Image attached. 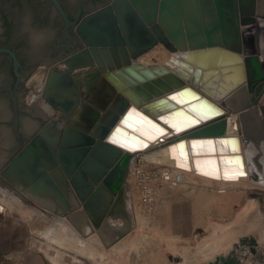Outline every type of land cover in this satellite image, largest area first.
Here are the masks:
<instances>
[{
  "label": "water",
  "instance_id": "1",
  "mask_svg": "<svg viewBox=\"0 0 264 264\" xmlns=\"http://www.w3.org/2000/svg\"><path fill=\"white\" fill-rule=\"evenodd\" d=\"M52 1L68 29L75 21L59 0ZM259 13L258 0H111L85 14L75 26L84 47L61 60L63 71L52 73L45 85L46 97L63 117L51 118L11 158L4 150L8 136L0 131V178L52 216L70 219L82 232L84 224H89L88 233L97 230L106 246H112L132 227L121 226L111 240L104 237L111 199L106 202L97 192L90 194L91 179L100 180L94 171L106 170L104 163L135 159L134 151L147 146L148 138L137 131L144 120L158 131L152 139L163 141L182 128L169 131L173 127L159 120L180 112L196 118L193 126L201 116L192 106L206 102L212 109L204 118L209 122L182 138L171 139V145L186 147L188 160L190 154L193 162L211 158L216 173L222 171L223 158H230L237 163L238 173L247 175L248 166L253 181L264 185V160H259L264 153L258 151L253 157L252 168L245 137L250 129L246 118L251 117L260 129L264 146V118L258 102L264 92V61L254 35ZM160 44L173 54L171 60L177 67L141 61L142 55ZM95 81L102 84L98 90L94 88L96 97L91 99L89 92ZM115 85L123 92H118ZM259 85L262 93L253 100ZM222 89L218 94L222 105L237 113L234 125L238 135L228 134L227 118L222 116L225 110L199 91L213 97ZM164 91L169 93L163 100L145 103L153 94ZM51 93L60 94V99L48 96ZM174 95L187 97L182 101L185 107H173L168 100H175ZM163 101L166 103L159 107ZM38 108L46 114L51 112L45 102ZM152 108L161 113H148ZM129 116L135 118V127L126 122ZM117 132L120 139L114 138ZM121 139L128 142H119ZM194 141L227 143H217L215 151L208 145L211 150L204 151V146H194ZM128 147L132 149H124ZM248 201L252 206L230 226L237 230L230 247L204 263L190 264L264 263V191H250L246 204ZM168 257L178 263L185 260L183 255L172 253ZM65 259L83 264L69 254Z\"/></svg>",
  "mask_w": 264,
  "mask_h": 264
},
{
  "label": "flooded vegetation",
  "instance_id": "2",
  "mask_svg": "<svg viewBox=\"0 0 264 264\" xmlns=\"http://www.w3.org/2000/svg\"><path fill=\"white\" fill-rule=\"evenodd\" d=\"M59 1L69 18L75 21L68 29L52 0H0V131L8 136V144L4 147L7 158L17 154L51 118L63 117L62 111L55 110L45 95L47 79L52 73L63 71L61 60L84 47L75 30L77 22L111 0ZM255 41L258 47V40ZM77 75L80 76L81 72ZM39 89L42 94L41 91L39 95L34 93ZM261 91L262 86H257L252 99H258ZM48 96L56 100L61 97L52 93ZM43 102L49 104L50 113L38 108ZM246 119L249 128L260 133L254 120L251 117ZM134 161L130 159L112 165L104 163L106 170L94 171L100 180L90 178L93 181L90 194L97 192L106 202L111 199V217L116 214L121 218L128 210L131 200L129 178L133 175ZM128 212L131 216V211Z\"/></svg>",
  "mask_w": 264,
  "mask_h": 264
},
{
  "label": "rangeland",
  "instance_id": "3",
  "mask_svg": "<svg viewBox=\"0 0 264 264\" xmlns=\"http://www.w3.org/2000/svg\"><path fill=\"white\" fill-rule=\"evenodd\" d=\"M259 9L261 15L257 19V24L254 29V35L256 40H258V48L264 60V0H262L259 3ZM143 58L148 62L163 63L164 60L168 58V53L165 52L163 46L160 44L155 48H153L152 50H150L149 52H147L146 54H144ZM245 137H246V143L248 149L247 151L250 155V160L252 163L251 167L254 168L253 157L257 156L258 151L260 152L263 151L264 153V146L261 138L262 136L257 131H253L252 129H249L248 134ZM263 155L264 154H261L259 156V160L261 161L264 160ZM141 166H142V156L137 155L134 161L133 175L129 178V183L131 186L130 190H131L132 203L134 206V210L136 209V206H144L146 209L145 211L144 209L142 211L144 213H149V212L152 213L153 216L151 215L152 216L151 218L153 220L155 219L156 220L155 221L151 220V222L147 224L148 227L146 224H143L142 227L140 226L141 225L140 223L135 224L131 228V230L126 234V236H123V239H125V243H128V245H130L131 243H134L132 242L133 239L134 240L137 239L134 233L136 234L140 231L141 234L142 232H147L150 234V236L147 239L149 245L147 243V245L144 247L146 250L143 248L141 256H138L140 259L138 258V260H132L131 264H140V263L159 264L161 262V259H164L165 261L169 262L170 258L168 257V254L171 252L169 250L170 248H172L173 255L175 256L181 255L180 254L181 252H179L178 248L193 245L197 241V239H199L200 236H202L204 233L207 232L210 224L213 223L214 220L222 221V222H230L235 217V213L237 210L241 209L244 206L246 207L247 194L250 191L253 190L264 191V185L258 184L257 182H254V185L251 186L250 185L245 186L244 184L243 186H240L239 189L237 190V194H236L237 196H235V198L232 200L229 199V201H227L226 203L224 202L223 199V197L225 198V196H216V197L210 196L207 192L205 193V191H201V190L193 191L194 193L191 191L192 193L189 192L188 194L182 191H175L173 188L168 187V185L164 183L163 180H161L163 174L160 172L158 168H152L150 170L151 172L147 173L146 171L142 172V170H140ZM4 183L5 184L3 185L5 186V188H2V186L0 185V188L4 189L2 190V192L0 191V195L2 194L3 197L11 198L14 197L12 196V194L14 193L19 197H22L21 193L17 191L14 187L9 186L6 182ZM147 187H150L153 193L152 202L150 203H147L145 201V190ZM158 189L162 192H160ZM159 192L161 194H159ZM158 196L160 197L158 198ZM162 201L164 202L163 206L160 204ZM26 202L27 204L31 202L35 206H38L37 203H35L34 201L27 200ZM168 202L170 203L168 204ZM187 202L189 203V205ZM27 204L25 205L23 199H21L17 201L15 200L14 206L21 208V210L25 212L30 210ZM159 204L163 208L161 206L159 207L158 206ZM160 208H162L163 211ZM27 213H31V216L35 217L36 221L39 222L41 226V228L39 229L40 232L46 231L47 229L50 228L49 225H52V223L57 221L58 225L56 227L58 228L60 237L61 238L64 237L67 242L70 241V246L68 247L67 251L65 250V253L72 256L73 259H78L83 264H93V258L91 257L90 254L91 252L93 253L94 256L97 257L96 262L94 264H108L109 252L110 251L112 252L111 253L112 256L114 255V252L116 253V255L118 253V249H116L115 244H113L112 246H106V244L100 238L97 230H95L92 233H88L90 227L89 224H84L83 232L85 233H83L79 229V227L76 226L70 219L59 218L61 219V221H59L56 220V217H52V219L49 220L47 219L46 216L40 215V212L37 210L35 211L30 210ZM115 219L116 218H114V222L116 224L120 222L122 223L121 218L117 217V219L116 220ZM144 225L146 226L144 227ZM142 228L144 229V231H142L143 230ZM151 228H153L157 232L154 231L153 229L152 231ZM136 229L137 230L139 229V231H137ZM39 230L37 228V231ZM160 231H163L165 234L164 238L162 237L161 239L159 237V240L164 239L163 243L158 241L157 240L158 238L156 237V235H154V233L157 234L160 233ZM140 233L138 234L140 235ZM132 234L134 235L135 238L133 237ZM154 236L156 240L154 239ZM169 237H171L173 240L170 239ZM169 239L171 241H169ZM129 240L131 243H129ZM47 241L48 238L43 233V238H41L39 242L46 243ZM168 241L170 243L167 244ZM172 241L175 242L173 243ZM171 242L173 245L171 244ZM54 243L55 246L59 245V243L57 242ZM77 244H80L84 252L77 251L74 248V246ZM150 246H152V248ZM174 247L176 248V250ZM263 249H264V241H263ZM146 257H149L151 259L144 260V258Z\"/></svg>",
  "mask_w": 264,
  "mask_h": 264
},
{
  "label": "bare ground",
  "instance_id": "4",
  "mask_svg": "<svg viewBox=\"0 0 264 264\" xmlns=\"http://www.w3.org/2000/svg\"><path fill=\"white\" fill-rule=\"evenodd\" d=\"M164 50H165V52L168 53V58L166 60H164L163 63L148 62L147 60H145L143 58V55L140 57V59L146 65H148V64H150L152 66L163 65V66H166L169 68L177 67V65H178L177 62L171 60L174 57L173 54L170 51H167L166 49H164ZM86 71L84 70L83 72L85 73ZM40 80H42V77ZM97 82L99 83L98 85H97ZM97 82L96 81L94 82V85L95 84L96 85H95V87L92 86L93 90L91 88L92 92H89V98H91V99H95V97H96V95H95L96 92H94V88H96V90H98L100 87L99 86L100 83L102 84V81H97ZM40 84H43V83H40ZM186 85H188V84H186ZM115 88L117 89L118 92H121V91L123 92V90H121L118 85H115ZM41 89H42V87H41ZM223 90L224 89L219 90L217 92V94L213 95V97L208 96L206 94L205 90H199V91L203 96L209 97L213 102H215L217 105H220L225 110V113L222 116H225L227 118V132H228V134L238 135L239 130L234 125L236 117H237V113L231 111L228 108V106L222 105V103H221L222 98L218 95L219 93H222ZM34 91H35L34 93H37V95H39L41 90L39 89L38 90L39 92H36V90H34ZM168 93H169L168 91H164L163 93L158 94V95L153 94V97L150 100H146L145 103L146 102L148 103L149 101L163 100ZM41 94H42V91H41ZM185 98H187V97L183 98L182 96L174 95L173 99H175V100H168V101L174 105L173 107H185L184 103H182V101H184ZM262 102H264V97L262 99ZM165 103H166V101L160 102L159 107H162ZM140 107L142 110H144V108L142 106H140ZM192 107L198 113V115L201 116L198 119L197 124H195L193 126H191V124L194 122V120L196 121V118L194 119L193 116H191L189 114L187 115L184 113H180V112H176L175 114H171L169 116L163 117L162 118L163 120H159V122L162 123L164 126L173 127L169 131L174 132L175 129L182 128L181 131L173 133V136L167 137L163 141H160L159 139L154 141L152 139V138H154V139L156 138L158 131L153 126L147 124L146 121L144 120L143 121L144 123H142V125L137 126V131L141 132L145 137L148 138L147 146L144 149L134 151L133 156H137V155L142 156V166L140 168V170H142V172L146 171L147 173H149V172H151L150 170L152 168H158L160 170V172L163 174L161 180H163V182L166 183L168 185V187L173 188L175 191H182V192L188 194L191 191L193 192V191L201 190V191H205V193L207 192L210 196H215V197L216 196H225V198L223 197V199H224V202L227 203V201H229V199L232 200L235 198V196H237L236 195L237 190L239 189L240 186H243L244 184H245V186L246 185L247 186L254 185V181L252 180L251 173H250L251 168L248 166H245V171H247V175H245V174L238 175L237 163L235 161H231L230 158L229 159L223 158L222 171L220 169L221 172L216 173L217 167L211 158H206V157L205 158H196L195 162H193L192 161V155H190V154H189V160H188L186 147L183 148V146H181V145H179V146L171 145V143H172L171 139L177 138V137L182 138L183 135L198 129V128L202 127L203 125H205L206 123L209 122L208 120H204V118L207 116L206 113L208 111H211L212 109H209L206 102H200L199 104H195ZM156 108H158V107H156ZM156 108H152L149 111L147 110V112L151 113V114L159 115L161 112H159V110H157ZM126 122L132 126H134L133 124H135V125L137 124L135 122V118L131 117V116H129L126 119ZM189 126H191V127H189ZM120 135H121L120 132H117L116 136L114 138L120 139V137H121ZM119 142L125 143V142H128V140L121 139V141H119ZM129 142H132V141H129ZM136 145L139 146L138 144H132L130 146H136ZM203 146L204 147L201 148V150H204V151L211 150L210 146H208V145H203ZM224 148L225 147L220 146L221 150H225ZM124 149L129 150L132 148L128 147V148H124ZM130 151H133V150H130ZM154 170H156V169H154ZM226 174H232L233 178H229L228 176H226ZM0 180L3 182V179L0 178ZM152 185H154V184H152ZM158 187H159V185H158ZM160 192H162V191H160ZM160 192H159V194H161ZM159 197L160 196H158V198ZM170 202H172V201H170ZM170 202H168V204ZM165 203H167V202H165ZM160 204L163 206L164 202L162 201ZM160 204L158 205L159 207L161 206ZM188 205H189V203H188ZM250 206H252V202L248 201V204H246V207L244 206L241 209L236 211L235 217L230 222H222V221L214 220L213 223L210 224L207 232L204 233L202 236H200L199 239H197V241L193 245L178 248L179 252H181L180 254L185 257L184 262H179V264H190V263H193L196 261L204 263L207 261V259H209L211 256H213L216 252H219L221 250L222 251L227 250V248L230 247L231 242H232V240L236 234V231H237V230H234V228H232V227L230 228V226L232 224L238 222V220H239V218H241L243 212L246 210V208H249ZM162 208H160V209H162ZM143 209L145 211L146 208L144 206H136V209L133 212L131 211L132 215L134 214V216H136V218H137V224L140 223L141 227L143 224L147 225L151 222V220H153L151 218L153 216V214L150 212L144 213L142 211ZM162 211H163V209H162ZM164 211H165V209H164ZM180 214H181V212H180ZM110 216H112V215H109L107 218H109ZM123 217L126 218V220H128L127 221L128 224L125 228H127V227L131 228L133 221L131 222V218L129 219L130 215H129L128 210L125 211V214L123 215ZM81 220H83V222H84V218ZM155 220H153V221H155ZM146 225H144V227ZM147 227H148V225H147ZM109 229L112 230L114 237H116L115 233L117 231V228H114L113 226H111V224L107 220L105 225L103 226L102 232L104 233ZM152 229L153 228H151V230ZM154 229H155V226H154ZM137 231H139V229ZM142 231H144V229ZM154 231H156V230H154ZM138 233H140V231ZM138 233H136V234H138ZM136 234L134 233V235L137 239L132 240V242H134V243H131L130 240H129V243H131L130 246H132V248L134 250L138 251L139 253H142L143 248L148 243L147 239L150 236V234L147 232H142V236L138 234L139 238L137 237ZM158 234H162V231H160V233H157V234L154 233V235H156V236ZM134 235H133V237H134ZM162 237L164 238V236H162ZM171 237H173V236H171ZM171 237H169V238L172 239ZM166 238H168V237H166ZM154 239L156 240L155 236H154ZM170 239H169V241H171ZM159 241L162 242L163 240H159ZM169 241L167 242V244L170 243ZM263 241H264V237H263ZM126 242H128V241H126ZM172 242H171V244H172ZM121 243H125V240L118 241L114 244L119 245ZM127 245H128V243H125V246H127ZM148 245H149V243H148ZM150 247L152 248V246H150ZM166 249H168V248H166ZM169 250L172 251V248H170ZM175 250H176V248H175ZM163 252H164V250H163ZM63 255H64V259H65L66 253H64ZM121 264H122V262H121ZM255 264H259V263L256 261Z\"/></svg>",
  "mask_w": 264,
  "mask_h": 264
},
{
  "label": "crops",
  "instance_id": "5",
  "mask_svg": "<svg viewBox=\"0 0 264 264\" xmlns=\"http://www.w3.org/2000/svg\"><path fill=\"white\" fill-rule=\"evenodd\" d=\"M3 183L0 180V185L2 188H5ZM8 184V183H7ZM9 186H12L8 184ZM0 191L2 192V189ZM22 195V194H21ZM11 198L3 197L0 195V264H74L73 262H69L64 259L65 250H68L70 246V241H66L63 237H60L58 232L57 221L49 225L50 228L46 231L40 232V224L36 221L35 217L31 216V213H27L31 211H39L40 215H44L47 219H52V216L48 211H45L43 208L39 206H35L33 203L29 202L27 204V200L23 195L19 197L16 194H12ZM25 205L29 206L30 210L23 212L21 208L14 206L15 200H21ZM26 200V201H25ZM128 210L134 211V206L132 203V199L130 203H128ZM132 227L137 224L136 216L131 215ZM117 219V218H116ZM115 219V220H116ZM56 220L61 221V219L56 217ZM122 223L116 224L114 222L113 217H109L108 221L114 228H120L121 226L126 227V218L121 216ZM37 228L39 231H37ZM43 233L48 238L46 243H40V239L43 238ZM164 232L162 234H158L156 237L162 238ZM104 237L108 240H111L114 237L112 230H107L104 232ZM142 236V234H140ZM139 236V235H137ZM65 240V241H64ZM125 239H117L118 241H123ZM159 241V239H157ZM59 243V247L55 246V243ZM82 242V241H81ZM115 242V243H116ZM161 242V241H160ZM164 242V239L162 243ZM74 245V244H73ZM116 249H118V253L114 252V255H111V251L108 256V264H131L132 260H138V256H141V253L134 250L132 246L127 245L125 243H121L119 245H115ZM128 247V248H127ZM66 248V249H65ZM77 251H83L80 244L74 246ZM84 252V251H83ZM172 253V251L170 252ZM91 257L93 258V264L96 262V256L91 252ZM78 258V257H77ZM140 259V258H139ZM151 259L149 257L144 258V260ZM78 260V259H77ZM143 260V259H142ZM141 260V261H142ZM143 264V263H140ZM159 264H179L178 262H173L169 260V262L161 259ZM264 264V263H263Z\"/></svg>",
  "mask_w": 264,
  "mask_h": 264
},
{
  "label": "snow or ice",
  "instance_id": "6",
  "mask_svg": "<svg viewBox=\"0 0 264 264\" xmlns=\"http://www.w3.org/2000/svg\"><path fill=\"white\" fill-rule=\"evenodd\" d=\"M153 127H155V126H153ZM217 143L225 144L227 142L226 141H219V142L218 141H194L193 145L194 146H197V145H200V146L211 145L212 146V151H215V145ZM217 171H218V169H217ZM243 174L244 173L242 171L238 173V175H243ZM226 176H228L229 178H233L232 174H226Z\"/></svg>",
  "mask_w": 264,
  "mask_h": 264
},
{
  "label": "built area",
  "instance_id": "7",
  "mask_svg": "<svg viewBox=\"0 0 264 264\" xmlns=\"http://www.w3.org/2000/svg\"><path fill=\"white\" fill-rule=\"evenodd\" d=\"M261 56H262V54H261ZM262 57H263V56H262ZM263 97H264V92H263V94L261 95V97H260V99L258 100V102H259V105H260L261 110H262L263 115H264V102H262ZM152 198H153L152 189H151L150 187H147L146 190H145V201H146L147 203H150V202H152Z\"/></svg>",
  "mask_w": 264,
  "mask_h": 264
}]
</instances>
